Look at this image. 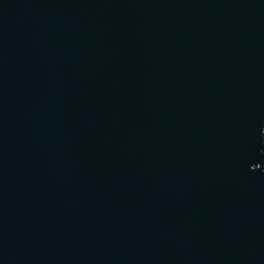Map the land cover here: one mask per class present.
<instances>
[{
  "label": "water",
  "instance_id": "1",
  "mask_svg": "<svg viewBox=\"0 0 264 264\" xmlns=\"http://www.w3.org/2000/svg\"><path fill=\"white\" fill-rule=\"evenodd\" d=\"M0 264H264V0H0Z\"/></svg>",
  "mask_w": 264,
  "mask_h": 264
}]
</instances>
